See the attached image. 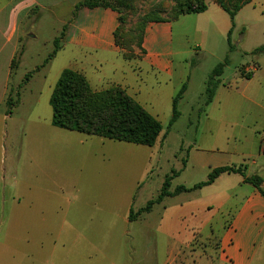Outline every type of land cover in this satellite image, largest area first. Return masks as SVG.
<instances>
[{"label":"rangeland","instance_id":"1","mask_svg":"<svg viewBox=\"0 0 264 264\" xmlns=\"http://www.w3.org/2000/svg\"><path fill=\"white\" fill-rule=\"evenodd\" d=\"M84 1L37 0V4L29 6V10L19 16L17 32L11 39L0 34V264H221L220 258L228 256L222 247V237L234 229L235 208L245 195L238 189L239 179L233 174H223L225 179L213 189L204 187L164 197L149 213L130 224L127 221L131 209L137 213L159 197L166 180L170 181L168 191L173 194L180 186L191 188L206 181L207 168H199L194 163L192 166L190 154L192 151L204 159L213 156L196 151L215 146L214 142L208 144L213 136L222 138L221 147L225 151L219 155L223 160L215 164L246 166L249 174L264 167V159H256V144L264 138V112L244 99L245 96L264 105V81L260 76L245 83L244 96H238L236 109L225 116V131H208V126L215 123L207 118L212 107L206 105V87L212 71L227 57L226 38L220 41L217 58L196 49L191 36L183 41L198 51L199 57L194 55L191 60L193 68L189 71L188 89L178 107L181 116L173 126H169L170 122L163 125L154 147L124 145L129 149L106 153L100 146L81 145L75 140L56 164L58 172L46 168V164H42L39 171L32 170L26 156L27 141L33 137L31 124L38 117L41 122H50L53 114L50 99L55 86L50 90L48 84L52 69L50 73V63L42 66L56 49L57 39L61 49L65 46L69 26L77 14L76 6ZM99 1V8H114L117 13V39L127 53H135L141 47L142 32L149 26L173 21L177 3V0ZM212 1L206 0V3L214 8ZM105 4L111 8L103 7ZM13 5L0 0V9L5 8L3 12L9 13L2 18L7 29L15 15ZM239 30L240 27L233 29L234 44L239 39ZM63 31L65 35L61 40ZM250 34L245 43L236 46L237 51L231 52L229 64L220 77L224 82L229 81L232 88L238 87V82L242 88L243 81L236 79L242 65L264 68V52L255 53L264 46V23L254 24ZM72 50L70 47L58 55L57 62H62L67 69L73 65ZM11 53L13 69L9 67ZM175 59L178 69L181 57ZM76 136L87 138L80 133ZM253 161H257V167ZM259 175L264 180V169ZM31 184L63 189L66 199L60 203L65 205L76 199L75 202L82 205L78 231L83 236L91 235L85 241L81 238L77 246L73 242L56 243L57 234L53 236L52 231L59 228L28 224L29 199L23 196L18 200L19 196L12 190H25ZM39 198L41 205L52 206L50 197ZM221 201L225 204L220 205ZM181 205L185 206L184 211L180 210ZM37 214L41 217V211ZM175 228L179 231L178 238ZM64 231L67 232L64 237L69 240L72 228L66 226ZM170 234L175 238H167ZM175 239H178L177 244H174ZM170 246L172 249L177 246L174 253H169ZM66 250H70V254H62ZM261 259L264 264V244L253 264Z\"/></svg>","mask_w":264,"mask_h":264},{"label":"crops","instance_id":"2","mask_svg":"<svg viewBox=\"0 0 264 264\" xmlns=\"http://www.w3.org/2000/svg\"><path fill=\"white\" fill-rule=\"evenodd\" d=\"M5 1L12 5L20 4L17 7H14V5L12 7L15 15L8 29L7 26L4 27L2 18L9 13L3 12L5 8L0 9V34H6L9 40L17 32L16 27L19 16L28 11L29 6L37 4V0ZM214 5H216L214 8L210 6L206 12L201 14L185 15L170 22L152 24L146 29L141 47L133 53L135 56L130 60L124 58L126 51L117 46L115 42L114 33L119 26L117 13L104 8L80 9L74 22L69 26L65 46L49 64L50 73L52 69V77L48 83L49 89L53 90V86H56L62 72L67 69L62 65V62H57L58 55L66 52L71 47L74 61L73 65L68 68L84 75L93 91L100 92L112 87H120L163 126L171 120L175 96L182 86L189 81V71L193 68V61L191 62L193 56L199 57L198 51L195 52L183 41L187 36H191V41L193 45L195 44L196 49L201 50L205 55L217 58L220 54V41L224 38L227 39L231 29V19L221 7L215 3ZM258 22L264 23V0H252L237 14L234 29L240 27V30L238 33L239 39L235 42L236 45L232 38L235 51H237L236 46L242 45L249 39L254 24ZM186 40L188 41V39ZM244 50L247 51L248 49L244 48ZM227 55L230 57L232 53L228 50ZM12 56L13 53L9 58V67H11ZM177 56L181 57L178 69L175 61ZM249 67L251 65L247 63L242 65L239 69V75H236V79L243 81L241 89L239 87L240 82L237 84L238 87L232 88L229 81L224 82L220 79L221 85L216 91L210 104L212 108H209L207 114L208 120L213 119V123L216 125L208 126V131H225L227 127L225 116L231 109H236L238 96H244L242 95L245 94L243 93L245 92L244 85L248 82L247 79L241 76L240 70L245 68L248 71ZM251 73H253V77L260 76V80L264 81V68L259 67ZM228 84H230L229 87H227ZM241 90L242 92H240ZM244 99L264 112V105L259 101L245 96ZM230 104L232 107H230ZM30 131L33 137L27 141L26 156L31 163L32 170L38 169V171L42 164H46L48 165L46 168H53L55 172H58L59 166L56 164L61 162L67 153V148L75 140L81 145H92L95 148L100 146L101 151L106 153L114 149L128 150L129 146L124 145H132L97 137L85 136L87 138H80L76 136L77 132L54 127L52 119L50 122H41V117H38L36 122L31 124ZM221 139L219 135L213 136L212 141H208V144L214 142L215 146L196 150L198 153L200 151L211 153L213 156L210 158L198 157L192 154L191 151L190 163H192V166L195 164L199 168H207L208 175L213 169L221 167L222 165L215 164L223 160L219 155L225 154L224 148L221 147ZM262 144L264 145V138L256 144L257 160L264 159V146L261 150ZM237 154L245 156L243 152H237ZM252 164L257 167V161H253ZM263 169L264 167L258 172H251L252 175L246 171V174L248 177L260 176L259 174ZM233 175L238 177V189L245 195L243 202L235 208L234 229L227 231L222 237V247L225 251L227 250L228 256L220 258L219 261L221 264H253L259 249L264 244V198L254 186L245 183L243 177ZM224 177L226 175L219 177L207 189H213L219 185L225 179ZM262 189L264 190V183ZM12 193L19 196L18 200H22L23 196L29 199L27 205L30 215L27 221L28 224L42 228H59L58 231H52L53 236L57 234L56 243L58 241L59 243L73 242V245L77 246L81 238L85 241L91 235L86 234L83 236V233L78 231V226L81 223L82 205L75 202V197L73 202L69 200L68 205L60 203V201L66 199L63 189L40 188L31 184L25 190L14 189ZM45 195L52 200V206L40 204L39 197ZM223 204L225 203L221 201L220 205ZM183 208L185 206L181 205L180 210L184 211ZM37 211H41V217L37 214ZM91 221L96 223V220ZM127 223L130 224V221H127ZM66 226L72 228V232L69 231L71 234L69 240L64 237V234H67L64 231ZM174 234L176 238L180 236L176 228ZM175 236L170 234L167 238L172 240ZM176 240L178 239H175L174 244H177ZM255 244H258V247L255 248ZM56 247H58V244ZM176 249L177 246H174L173 249L170 246L169 253H174ZM57 250L58 248L55 251L59 253ZM70 252V250H66L62 254L66 255ZM261 263L262 259L257 264Z\"/></svg>","mask_w":264,"mask_h":264},{"label":"trees","instance_id":"3","mask_svg":"<svg viewBox=\"0 0 264 264\" xmlns=\"http://www.w3.org/2000/svg\"><path fill=\"white\" fill-rule=\"evenodd\" d=\"M230 17L232 27L227 36L229 52L234 51L232 43V33L235 27V18L237 14L250 4L252 0H213ZM101 5L99 0H86L76 6L78 12L82 8L95 9ZM103 7L108 8V5ZM111 8V7H109ZM208 5L206 0H177L176 13L174 20L185 15H195L206 12ZM114 11V8H112ZM159 21V20H157ZM114 33L117 46L123 48L117 39V31ZM145 31L142 32L140 44L143 42ZM64 31L61 40L64 38ZM56 49L48 57L42 67L47 66L54 59L57 52L61 49L59 39L55 41ZM139 44V45H140ZM264 52V46L255 50V53ZM133 53L129 51L124 54L125 59H132ZM229 64V56L218 64L212 71L206 87V105H210L215 97L216 91L221 85L220 77L224 74L225 68ZM14 67V60L11 63V69ZM40 68L36 71L38 72ZM242 77L250 80L253 73L245 74L244 68L240 70ZM188 89L185 83L173 100L172 117L169 126H173L180 118L181 113L178 109L180 101ZM52 107V125L56 128L77 132L88 137H97L114 142L127 143L137 146L154 147L159 136L163 131L162 124L151 114H149L139 103L131 98L125 90L120 87L95 92L91 89L84 75L66 69L62 72L50 99ZM246 166H223L213 169L206 181L198 183L191 188L180 186L173 193L168 191L170 181L166 180L159 197L150 201L145 208L135 213L132 209L129 213V221H136L145 213H149L155 204L162 201L164 197L177 195L180 193H189L201 190L204 187L211 186L223 174H236L243 177L244 182L251 184L264 196L262 185L264 180L253 175L248 177Z\"/></svg>","mask_w":264,"mask_h":264},{"label":"built area","instance_id":"4","mask_svg":"<svg viewBox=\"0 0 264 264\" xmlns=\"http://www.w3.org/2000/svg\"><path fill=\"white\" fill-rule=\"evenodd\" d=\"M256 67L255 66H251L250 71H248V73H251L252 71H255Z\"/></svg>","mask_w":264,"mask_h":264}]
</instances>
